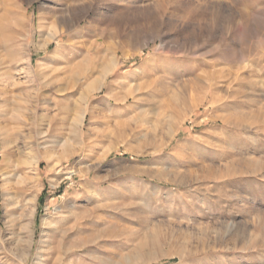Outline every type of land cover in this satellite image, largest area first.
Here are the masks:
<instances>
[{"label":"rangeland","instance_id":"374dc122","mask_svg":"<svg viewBox=\"0 0 264 264\" xmlns=\"http://www.w3.org/2000/svg\"><path fill=\"white\" fill-rule=\"evenodd\" d=\"M75 218L61 264H264V0H0V264Z\"/></svg>","mask_w":264,"mask_h":264},{"label":"bare ground","instance_id":"6f19581e","mask_svg":"<svg viewBox=\"0 0 264 264\" xmlns=\"http://www.w3.org/2000/svg\"><path fill=\"white\" fill-rule=\"evenodd\" d=\"M107 56H108V54L103 55V57H104L103 59H104L105 63H104V66H103L102 70L99 72L97 79L94 80L93 82L87 84L85 86L84 90L81 93V97H83V99H84V102H83L84 104L88 100V98L91 95V93H93V92H95V91L100 89V85H101L102 81L104 80L106 75L109 74V72L111 71V68H112V65H113L112 64V58L111 59H110V57L107 58ZM124 84H125V82H123L120 85L121 87L119 86L120 88H122L121 90H123ZM163 111L164 110H162L160 112L158 117H166L167 116L166 112L163 113ZM82 115H84V114H82ZM43 118L44 117L40 118L41 122H43ZM83 119H84V117H81L79 120L74 121L75 124L73 126V133L75 135H79L80 136L81 126L83 124ZM155 129H156V127H155ZM40 134L43 135L44 133L40 132ZM46 134H48V133L46 132ZM174 136H175V134L173 133V134H171L170 139L165 138V140H164V137H163V140L156 147V150H163L165 147H167L169 145V142L171 141V139ZM63 149H66V148H63ZM31 207H32V199L29 198L28 196L24 195L23 201H22V206H21V208H19L17 216H15V218L21 219V221H19L21 227H23V225H24V224H22L23 221L26 222L27 224L30 223ZM10 217H12V215ZM66 220L67 219H62L63 223H61V225L59 226V229H57V231L60 232V235L58 236V240L56 242H54V243L51 242L52 247L50 249L56 251L59 254V256H58V264H61V262L66 257H68L69 255L73 254V252H75V250L78 251L79 249H81L84 246V243H85V241H83V239L81 241L80 240H72L71 241V237L79 234V232L83 230V228L85 226L83 224V222H82L83 218H79V219L75 218L73 220V223H70V221L66 222ZM45 224L46 223H44V225Z\"/></svg>","mask_w":264,"mask_h":264},{"label":"trees","instance_id":"16d2710c","mask_svg":"<svg viewBox=\"0 0 264 264\" xmlns=\"http://www.w3.org/2000/svg\"><path fill=\"white\" fill-rule=\"evenodd\" d=\"M44 195H45V191L42 192V194L40 195V198H39V205L42 204V200L44 198Z\"/></svg>","mask_w":264,"mask_h":264}]
</instances>
